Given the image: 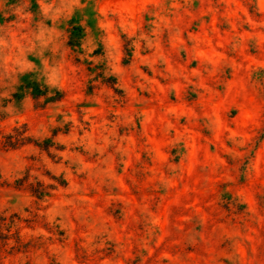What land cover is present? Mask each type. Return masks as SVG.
<instances>
[{"label": "rangeland", "instance_id": "rangeland-1", "mask_svg": "<svg viewBox=\"0 0 264 264\" xmlns=\"http://www.w3.org/2000/svg\"><path fill=\"white\" fill-rule=\"evenodd\" d=\"M85 1L0 0V264H264V0Z\"/></svg>", "mask_w": 264, "mask_h": 264}, {"label": "trees", "instance_id": "trees-1", "mask_svg": "<svg viewBox=\"0 0 264 264\" xmlns=\"http://www.w3.org/2000/svg\"><path fill=\"white\" fill-rule=\"evenodd\" d=\"M85 2H86V6L82 8V11L85 12L86 26H89L94 29L96 28L98 30L99 29L97 26L98 12L96 11L94 7V3L89 0ZM79 20L80 22L74 25L73 28L70 30L71 32L70 44L74 46L81 45V41L84 37L83 31L85 28L81 24V18H79Z\"/></svg>", "mask_w": 264, "mask_h": 264}]
</instances>
